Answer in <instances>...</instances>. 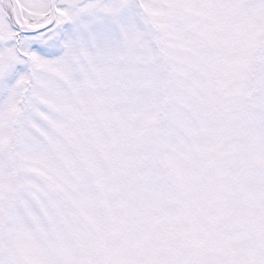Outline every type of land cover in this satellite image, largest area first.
<instances>
[{
    "label": "snow or ice",
    "instance_id": "6c2138e0",
    "mask_svg": "<svg viewBox=\"0 0 264 264\" xmlns=\"http://www.w3.org/2000/svg\"><path fill=\"white\" fill-rule=\"evenodd\" d=\"M0 264H264V0H0Z\"/></svg>",
    "mask_w": 264,
    "mask_h": 264
}]
</instances>
